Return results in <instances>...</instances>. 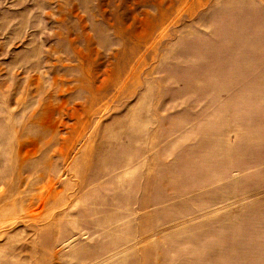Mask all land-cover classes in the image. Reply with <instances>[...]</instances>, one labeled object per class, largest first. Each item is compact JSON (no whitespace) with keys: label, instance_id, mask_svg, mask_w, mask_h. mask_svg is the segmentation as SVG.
<instances>
[{"label":"rangeland","instance_id":"rangeland-1","mask_svg":"<svg viewBox=\"0 0 264 264\" xmlns=\"http://www.w3.org/2000/svg\"><path fill=\"white\" fill-rule=\"evenodd\" d=\"M0 264H264V0H0Z\"/></svg>","mask_w":264,"mask_h":264}]
</instances>
